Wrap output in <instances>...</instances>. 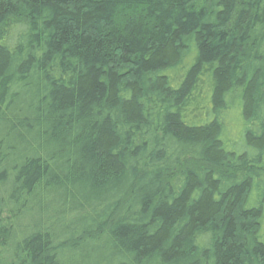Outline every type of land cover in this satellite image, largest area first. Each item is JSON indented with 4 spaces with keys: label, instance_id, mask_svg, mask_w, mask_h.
<instances>
[{
    "label": "trees",
    "instance_id": "16d2710c",
    "mask_svg": "<svg viewBox=\"0 0 264 264\" xmlns=\"http://www.w3.org/2000/svg\"><path fill=\"white\" fill-rule=\"evenodd\" d=\"M263 225L264 0H0V264H264Z\"/></svg>",
    "mask_w": 264,
    "mask_h": 264
},
{
    "label": "rangeland",
    "instance_id": "374dc122",
    "mask_svg": "<svg viewBox=\"0 0 264 264\" xmlns=\"http://www.w3.org/2000/svg\"><path fill=\"white\" fill-rule=\"evenodd\" d=\"M239 130V129H238ZM235 132H236V130H235ZM263 233H264V225H263Z\"/></svg>",
    "mask_w": 264,
    "mask_h": 264
}]
</instances>
